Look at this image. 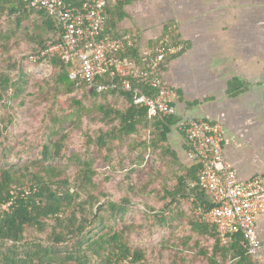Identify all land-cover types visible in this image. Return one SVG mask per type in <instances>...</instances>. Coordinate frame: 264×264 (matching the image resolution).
<instances>
[{
    "label": "trees",
    "instance_id": "trees-1",
    "mask_svg": "<svg viewBox=\"0 0 264 264\" xmlns=\"http://www.w3.org/2000/svg\"><path fill=\"white\" fill-rule=\"evenodd\" d=\"M133 1L106 0L105 21L113 37L133 39L113 56L140 66L153 42L141 44L137 25L119 27ZM58 33L42 7L0 0V264H257L240 231L224 244L194 212L214 200L198 163L186 166L169 142L175 134L188 149L177 116L148 117L117 77L114 89L89 90L55 56L36 63L46 76L28 69Z\"/></svg>",
    "mask_w": 264,
    "mask_h": 264
},
{
    "label": "crops",
    "instance_id": "crops-1",
    "mask_svg": "<svg viewBox=\"0 0 264 264\" xmlns=\"http://www.w3.org/2000/svg\"><path fill=\"white\" fill-rule=\"evenodd\" d=\"M127 12L119 27L137 25L141 44L167 26L184 46L159 68L177 93L176 116L223 126V155L239 180L264 174V0H134ZM169 142L190 167L181 139ZM255 233L264 264V215Z\"/></svg>",
    "mask_w": 264,
    "mask_h": 264
},
{
    "label": "built area",
    "instance_id": "built-area-1",
    "mask_svg": "<svg viewBox=\"0 0 264 264\" xmlns=\"http://www.w3.org/2000/svg\"><path fill=\"white\" fill-rule=\"evenodd\" d=\"M32 7H42L57 19L58 38L47 42L39 54L29 58L30 71L50 70L44 56H55L69 64L68 76L77 84L85 82L89 90L103 91L120 87L130 92L132 102L147 110L148 117L174 115L177 93L161 76L159 68L167 57L182 51V42H171L167 34L147 45L140 66L113 56L132 46L133 39L125 34L113 37L105 21L106 0H82L80 6L66 0H23ZM121 1V0H120ZM119 79V85L113 82ZM105 79H108L105 81ZM146 87L153 91H142ZM178 129L188 141L187 158L199 165L198 182L208 191L214 204L207 210L198 203L194 212L200 220L215 225L220 241L231 243L232 235L240 231L247 240V254L261 263L260 240L255 233L257 220L264 215V174L239 180L231 163L224 157V128L219 122L180 118ZM128 264L113 262L110 264Z\"/></svg>",
    "mask_w": 264,
    "mask_h": 264
},
{
    "label": "rangeland",
    "instance_id": "rangeland-1",
    "mask_svg": "<svg viewBox=\"0 0 264 264\" xmlns=\"http://www.w3.org/2000/svg\"><path fill=\"white\" fill-rule=\"evenodd\" d=\"M29 70H30V68H29ZM33 71H35L36 73H40V74H43L44 76H46V75H48L49 74V71L50 70H38V69H36V70H33ZM146 130L145 129H142L141 131H140V133H139V135H140V137L141 136H143V137H145L146 136ZM136 221L137 219H136V216L132 213L131 215H130V218H129V220H128V223L130 224V222L131 221ZM117 229H119V227H117ZM155 255V253H153L152 255H151V258H153V256ZM113 259V258H112Z\"/></svg>",
    "mask_w": 264,
    "mask_h": 264
},
{
    "label": "clouds",
    "instance_id": "clouds-1",
    "mask_svg": "<svg viewBox=\"0 0 264 264\" xmlns=\"http://www.w3.org/2000/svg\"><path fill=\"white\" fill-rule=\"evenodd\" d=\"M175 116L177 115L176 113L174 114ZM179 121H180V118H179ZM179 124V123H178ZM178 126V125H177ZM187 150V149H186ZM191 162H193V161H191ZM11 203V201H9L7 204H6V206H8L9 204ZM5 206V207H6ZM262 263V262H261ZM263 264V263H262Z\"/></svg>",
    "mask_w": 264,
    "mask_h": 264
}]
</instances>
